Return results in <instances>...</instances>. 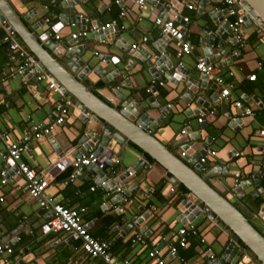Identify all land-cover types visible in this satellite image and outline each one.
<instances>
[{"label":"crops","instance_id":"1","mask_svg":"<svg viewBox=\"0 0 264 264\" xmlns=\"http://www.w3.org/2000/svg\"><path fill=\"white\" fill-rule=\"evenodd\" d=\"M62 1L8 0L38 39L45 41L43 43L52 41V46L58 50L63 49L59 55H54L63 65L70 62L66 58L67 48L71 45L70 32L84 27L79 15L101 24L114 20L118 30H115L110 39L102 44L95 34L90 33L85 39H81L85 50L79 55L84 61L91 62V66L98 63V56L94 52L105 56L107 60L100 65L104 68L108 81L105 82L102 76L90 77L79 69L77 75L83 74L81 83L107 103L108 98L115 96L109 104L118 109H121L122 102L117 98L116 92H120L125 99L131 98L137 102L150 120L156 121L160 118L155 137L177 156L180 157L184 144L198 147V150L195 147L196 153L199 150L204 153L205 150L201 148L203 145L209 147L207 152L214 151L215 156H209L203 164V177L264 236V140L257 135L258 128L264 124V69H256V62L264 54V39L256 35V25L244 26V48H239L237 43L233 46L227 44L231 54L235 56L230 65L226 63L225 66L217 68L212 63L213 75L222 77L223 87L233 85L230 90L231 98L241 99L244 107H249L254 112L253 117H248L241 115L231 100L221 98L223 87L217 85L213 79H207L210 81L208 91L197 88L192 82L195 97L187 95L186 82L189 79L203 81L202 75L195 69V64L199 58H205L202 40L207 38V27L214 32L218 30L210 21L208 13L216 8H223L222 0H199L195 9L183 10V14L189 18L185 29L194 49L179 60L176 57L177 46L173 41L165 47L172 54L175 65L181 63L189 71L187 76H181L177 80L167 78V69L163 71L159 65L156 66L162 54L156 44L162 36L154 25V19L161 13L170 17L174 12L169 7L163 5L150 12L148 9L139 10L131 0H125L122 6L115 4V0H80L79 4H74V20L59 28L55 27L60 31L62 39L44 40L43 35L60 22L59 16L63 14ZM44 5H48V8L44 9ZM121 12H124L123 16ZM46 18H49L50 23L42 22ZM3 23L6 26V22ZM5 26L0 28V131L6 132V142L12 143L19 141L32 124L53 120L54 106L61 94L47 88L49 79L38 83L35 97L28 90L29 83L24 84L26 79L23 76L13 72L2 77L4 70L10 71L16 65L10 61L8 45L3 41L6 35ZM14 35L27 48L16 33ZM143 38H147L146 42L142 41ZM219 41L217 38L216 42ZM133 44L137 45V56L129 53ZM28 51L30 52L29 49ZM235 51L239 53L235 54ZM141 53L148 54L149 57L145 59ZM164 57L168 59L167 56ZM223 60L227 62V59ZM153 67L156 68L155 71H151ZM229 72L233 73L232 78L229 77ZM251 73H256L257 78L254 82H247L246 77ZM153 78L158 82L162 81L163 86L155 85L148 92L147 88ZM214 94H217V99L210 100ZM64 95L71 97L74 102L64 123L47 136L38 140L31 139L28 144L30 147L21 156L22 161L37 173L51 174L45 190L51 202L66 207H86L83 220L89 223L94 236L110 244L113 259L120 264L124 260H129L131 264H156L148 256L152 249L164 264H208L211 255L219 260L230 245L227 227L210 218L205 211L192 218L189 216L185 224V220L179 217L181 213L178 205L189 198V192L183 185L172 183L171 175H166V170L147 154L136 151L133 144L130 147L118 145L113 149L116 154H112L109 160L111 163L117 160V163H113L116 165L113 168L107 167L105 175L100 176L84 170L73 181L65 184L73 171L72 167L65 163L64 167L57 170L54 164L61 157L71 156L70 147L74 148L82 135L80 119L84 116L83 107L69 94ZM197 99H203L207 104L206 114L195 115L201 109ZM167 105L171 106L170 109H167ZM198 118H202L203 122L199 123ZM88 129L100 131L93 124ZM182 130H186L187 141L185 135H180ZM182 140L183 144L180 143ZM6 142H0V153L5 151ZM234 152L242 154L235 157ZM138 158H142L147 167H143L137 175L123 179L124 170L130 168ZM12 167L0 157V170ZM236 171L244 176L241 198L240 194L233 193L223 184ZM10 176L8 185L0 186V195L4 199L0 202V244L9 245L13 252L10 255L0 254V264L5 261L10 264H102L100 259L90 258L81 252L77 248L78 244L67 234H43L42 230L51 214L42 209L36 199L16 190L17 186L25 184L21 177L15 174ZM100 179L106 180L107 184L114 179L121 180V187L136 184L133 195L124 199L121 213L110 207L117 192L97 186ZM91 186L95 189L90 190ZM171 187H174V192H170ZM116 205L120 206L118 203ZM141 216L142 223H136L125 233L126 226L132 224L131 219ZM189 226L195 227L198 235L187 236V246H177V255H170L169 246L177 245L178 230ZM137 234L145 237V244L136 243L131 247L130 240ZM200 238L205 240L203 244L200 243ZM127 242L129 246L124 247ZM243 247L241 242L231 247L229 256L232 260L225 264H261ZM207 248H210L212 254L206 251ZM240 251L242 252L236 260ZM182 253L184 259L180 256ZM244 254L248 258H243Z\"/></svg>","mask_w":264,"mask_h":264},{"label":"water","instance_id":"2","mask_svg":"<svg viewBox=\"0 0 264 264\" xmlns=\"http://www.w3.org/2000/svg\"><path fill=\"white\" fill-rule=\"evenodd\" d=\"M166 1L168 0H159V5H157V7H160V5ZM79 2L80 0L62 1L61 9L63 10V14L59 16L60 22L57 24L58 28L74 20V14L76 13L74 4H79ZM147 2H151V0H147ZM242 6L248 15V17L246 16L245 18L246 25H250L252 20L256 22V24L264 26V0H242ZM201 7H203V4ZM208 16L210 21L218 27V30L214 32L208 26L205 32L207 38L202 40V45L205 47L204 56L207 58L206 61L215 64L217 68L225 66L226 63L230 65L231 60L234 59L235 56L231 54V49H229L227 44L233 46L236 44V41L232 39L230 31L227 29V23H222L223 18L214 11L208 13ZM0 21H5L8 31H14L20 40L27 46L33 55V60L37 64L39 71L50 76L61 93L69 94L83 107L82 114L84 117L80 119V131L82 135L77 145L74 146V148L70 147L72 154L69 156V161L79 153L94 149V154L101 163H104L103 169H98L97 166H90L87 169L100 176L105 175V169L107 167L113 168L116 166L109 160L112 154H116L113 152V149L118 145L121 147H130L131 144H133L138 147L142 153L147 154L162 166L166 170V175H171L172 183L183 185L189 192V198L184 199L178 205V209L181 213L179 216L180 219L183 220L184 216H188V218L190 216V218H192L199 212L205 211L210 218L215 219V221H220L229 230L230 245L228 249L219 260L210 261L208 264H225L226 262H231L232 257L230 258L229 256L230 248L237 242H241L244 245V250L250 251L258 262L264 264V236L232 203H230L229 200H227V198L217 193V191L206 182V177H203L205 167L197 161L208 151V146H201L202 150H205L202 154L200 150V152L198 151L199 153L195 152L196 146L194 147L192 144L191 147H189L187 144L182 147L185 156H177L155 137L157 125L161 121L160 118L156 121L150 120L144 112L143 107L131 98L125 99L120 92H116L117 98L122 102L121 109H118L114 105L102 100L81 83L83 74H88V76H93L95 78L102 76L105 82L108 81V76L104 75L105 70L100 65V63L107 60L105 56H98V63L91 66V62L84 61L79 57L85 50L83 46L74 47L66 53V58L69 59L70 62L67 63V65L59 63L54 55H59L63 49H60V51L55 46H52L54 45L52 41L43 43L45 41L42 42V39H38L29 30L21 16L16 13L8 0H0ZM98 24H101V22H98ZM115 29L117 30V28ZM95 35L97 36V34ZM109 37L110 36H106V39L109 40ZM217 38L220 40L218 43L216 42ZM170 42V39L163 37L157 42L156 46L158 51L162 54L160 59L157 60L156 66L159 65L163 71L167 69L165 75L167 78L177 80L180 79L181 76H187L189 71L182 65H175L172 60V54L165 50L166 45ZM129 53L132 56H137L135 54L136 51H131ZM238 53L239 51H235V54ZM141 54L145 59L149 57L148 54ZM164 56H167L168 59L166 60ZM222 59H227V62L224 60L222 61ZM79 69L83 70V74L78 76L77 74L80 72H78ZM155 70L156 68L153 67L151 71ZM201 78L203 81L198 82L189 79L186 82L188 88L187 95L190 96L195 94L191 84L192 82L196 84L197 88L203 89V91L209 90L210 81H207L208 77L202 75ZM27 79L30 85L28 87L29 92L37 97V91L32 88L33 76L28 75ZM213 98L217 99V94L212 95L210 100H213ZM183 100L186 101L185 98H183ZM203 101V99H197V103L201 109L198 110V113L196 112L195 115H199L200 113L206 114L207 104ZM91 124L95 125L100 131L88 129V126ZM182 142L184 141H180V143ZM28 147L30 146L28 145ZM196 149L198 150V147H196ZM143 167H147L146 163L142 158H138L130 168L124 170L122 178H128L129 172L131 171H133V175H137ZM103 179H105V176ZM120 182L121 180L114 179L110 184L108 183L105 189L115 192V185H119ZM135 188L136 184L129 186L124 185L122 193L116 194L112 201L122 205L125 198L133 195ZM243 189L244 183H241L240 187L235 190L240 194V198ZM140 211H142V209H140ZM142 218L141 216V218L134 217L131 219L132 224L126 226L124 232L127 233L126 231L128 228L136 223H142ZM122 236H124V234H122ZM241 252L242 251L237 254L236 260H238V256H240Z\"/></svg>","mask_w":264,"mask_h":264},{"label":"built area","instance_id":"3","mask_svg":"<svg viewBox=\"0 0 264 264\" xmlns=\"http://www.w3.org/2000/svg\"><path fill=\"white\" fill-rule=\"evenodd\" d=\"M73 1V0H68ZM199 1V0H198ZM209 1V0H206ZM223 8H216L214 12L219 15L222 19V23H227V29L232 35V39L236 41L239 48H244L246 45V38L244 34V26H246V16L248 17L246 11L242 6V0H222ZM125 0H115V4L122 6ZM133 4L139 10L148 9L150 12L157 8L159 5V0H154L152 2H147V0H132ZM197 1L194 0H168L164 2L161 6L165 5L173 10V14L170 17H165L162 13L157 15L154 19V25L159 29L160 35L163 38H168L170 41H173L177 46L176 57L181 60L184 55H189L194 49L193 44L188 38L187 31L185 29L186 24L189 23V18L183 14V10H193L196 8ZM48 5H44V9H47ZM123 9V8H122ZM121 15H124V12H121ZM79 19H82L84 27L81 30H74L70 32L71 45L67 48V51H70L74 47H82L81 39H85L90 33L97 34L99 42L102 44L107 41L106 36L113 35L115 28H117L116 22L114 20L105 23L98 24L89 20L87 17L81 15L78 16ZM43 23H50L49 18L42 20ZM251 24L256 25V35L264 39V26L256 24V22L251 20ZM72 27L74 24H71ZM5 26L3 22H0V28ZM57 25H54L53 28L43 35L44 40H56L60 41L62 39L59 30H56ZM6 30V35L3 37V41L8 45L9 58L15 66H13L10 71H3L2 77H6L7 74L15 72L17 75L23 76L25 80L24 84H28L27 76H33L32 88L38 91V83L42 82L45 79H49V84L47 88L54 93L61 94L60 99L55 103L54 106V118L53 120L45 123H35L32 124L27 131L24 133L23 137L19 141L12 143L6 142V132L0 131V142H6V149L3 153H0V157L4 162L11 164L13 167L11 169H2L0 170V186L5 187L8 185L10 175H17L21 177L25 184L23 186H17L16 190L21 192L31 198L37 200L39 206L45 211L49 212L51 216L49 217L45 228H43V234L49 233H65L73 241L78 243V249L88 255L90 258L100 259L102 264H120L113 259V255L110 252V244L107 241H104L96 236H94L90 230L89 223L83 220V215L86 213V207H66L59 203H52L51 199L48 198L45 194V190L49 183V178L51 174L37 173L33 168H30L24 161H22V154L27 150L28 144L31 139H40L44 136L49 135L55 128L61 126L66 116L68 115L69 109L73 106V99L64 93L60 92V89L56 84L51 80L48 75H45L42 71H39L37 64L33 60L32 54L28 49L19 43L15 39V35L12 32L8 31V28L4 27ZM118 30V29H117ZM106 32V33H105ZM147 38H143L142 41L146 42ZM137 45L133 44L130 47L131 51H135ZM95 56H99L98 52H94ZM154 58L157 59V56ZM179 65H182L179 63ZM195 69L203 76H207L209 79L215 80L217 85L223 87V79L214 73V65L207 62L206 58H199L195 64ZM256 69H264V54L256 62ZM214 76V77H212ZM233 73L229 72V77L232 78ZM257 78L256 73H251L246 77L247 82H254ZM1 84V82H0ZM159 85L163 86L162 81H157L156 78L150 80V86L147 88L149 92L151 87ZM232 84H229L226 87L222 88L221 98L230 101L237 109L240 110L241 115L243 116H254V112L249 107H244L241 99H232L230 90ZM115 96L108 98L109 103L113 102ZM170 105H167V109H170ZM202 114V113H200ZM199 114V115H200ZM199 123L203 122L202 118H198ZM181 136L187 135L186 130L181 131ZM257 135L259 138L264 140V124L261 125L257 130ZM187 145V144H184ZM189 147H191L189 145ZM207 153V154H206ZM202 155L197 162L204 164L209 156H215L214 151L206 152ZM242 152H234V156L238 157ZM185 156V152L180 153V157ZM70 157L59 158L55 163L54 168L60 170L64 167L65 163H69L72 167V173L70 174L68 181L65 184L73 181L77 174L88 171V167L97 166L98 169H103L104 163L100 162L98 157L94 154V151L89 150L84 153L77 154L71 161ZM113 163H117L115 160ZM264 164V161H263ZM133 171L129 172V177L133 176ZM244 180V176L241 172L236 171L232 174L231 178H227L223 181V184L231 189V191L237 195L235 190L240 187L241 183ZM97 186L105 188L108 184L106 180L100 179L97 183ZM115 192L122 193L123 187L120 185H115ZM95 187L91 186L90 190H94ZM174 187L170 188V192H174ZM4 199L0 195V202ZM111 208L117 210L118 213H121L123 208L122 206L112 203ZM183 220H188V216H184ZM197 236V230L193 226L183 227L178 230V241L177 245L169 246V254L174 256L177 254V246L184 248L187 246V236ZM205 240L200 238V243L203 244ZM139 243L141 245L145 244V237L142 234H137L131 239V247L134 244ZM207 248L206 251L212 254V252ZM12 248L7 244H0V254L6 253L8 255L12 254ZM148 256L156 262V264H164L163 260L158 257L157 252L152 249L149 251ZM243 258H248L247 255H243ZM210 259H215L214 256H210ZM4 264H10L8 261H5ZM121 264H131L129 260H124Z\"/></svg>","mask_w":264,"mask_h":264},{"label":"trees","instance_id":"4","mask_svg":"<svg viewBox=\"0 0 264 264\" xmlns=\"http://www.w3.org/2000/svg\"><path fill=\"white\" fill-rule=\"evenodd\" d=\"M132 147L136 150V151H138V152H141L137 147H135V146H133L132 145ZM160 199L162 200V198L160 197ZM111 220H113V219H111ZM128 243V242H127ZM128 247L129 246V243L127 244V245H124V247ZM192 246V245H191ZM249 252V251H248ZM182 258L184 257V255H183V253L180 255ZM184 259V258H183Z\"/></svg>","mask_w":264,"mask_h":264},{"label":"clouds","instance_id":"5","mask_svg":"<svg viewBox=\"0 0 264 264\" xmlns=\"http://www.w3.org/2000/svg\"><path fill=\"white\" fill-rule=\"evenodd\" d=\"M145 240H146V239H145ZM104 241H106V240H104ZM130 243H131V240H130ZM77 244H78V243H77ZM130 245H131V244H130ZM215 260H218V259H213V260L211 259V261H215Z\"/></svg>","mask_w":264,"mask_h":264}]
</instances>
